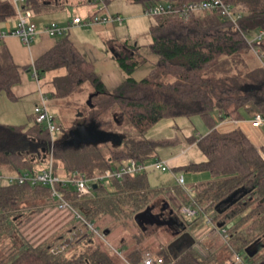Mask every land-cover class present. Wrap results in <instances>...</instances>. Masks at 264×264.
<instances>
[{
    "label": "trees",
    "instance_id": "16d2710c",
    "mask_svg": "<svg viewBox=\"0 0 264 264\" xmlns=\"http://www.w3.org/2000/svg\"><path fill=\"white\" fill-rule=\"evenodd\" d=\"M65 1L25 0L24 6L34 17L61 8ZM90 1L105 5L110 0ZM127 1L144 10L168 4L171 11L151 16L147 51L154 60L149 72L135 78L133 71L146 57L126 55L118 59L124 79L112 89L69 38L70 30L57 35L55 44L25 67H19L0 42V95L14 98L12 88L20 83L22 71L35 69L40 79L65 68V75L53 79V96L84 92L89 84L78 113L86 123L119 135L120 144H68L74 124L56 122L59 133L51 135L33 113L28 124L0 123V173H36L45 168L52 151L54 174L67 177L77 171L91 178L123 161L158 158L155 142L144 133L163 119L198 116L204 131L189 140L206 159L181 169L206 171L211 178L192 184L191 198L178 185H151L149 171L109 178L110 189L103 182L92 183L86 196L60 188L99 231H121L117 247L71 217L69 232L32 242L24 229L47 211H57L56 199L43 184H0V264H142L146 253L162 259L153 264H233L236 253L241 258L243 251L247 264H264V146L257 147L239 127L226 132L216 128L222 120L242 121L246 114L264 117V35L252 45L247 42L264 32V0H225L240 15L238 28L217 9L191 8L204 0ZM15 15L12 1L0 0V28ZM170 188L183 205L199 209L197 216L186 218L180 208L174 210L164 197ZM236 191L233 202L220 204ZM148 207L159 221L137 222L135 215ZM207 215L211 224L204 221ZM220 226L227 227V240L219 234ZM184 232L191 234L193 243L185 240L170 247Z\"/></svg>",
    "mask_w": 264,
    "mask_h": 264
},
{
    "label": "crops",
    "instance_id": "0c3cea01",
    "mask_svg": "<svg viewBox=\"0 0 264 264\" xmlns=\"http://www.w3.org/2000/svg\"><path fill=\"white\" fill-rule=\"evenodd\" d=\"M77 1L78 3H80V5L85 2L84 0H77ZM86 1L88 3H92L90 0H86ZM114 1L116 2L117 0H110L107 3L108 4L107 7H109L108 10L110 14L120 15L119 11L129 12L132 10L131 9L132 6L129 5V3L131 2L125 0L127 2H125L124 4L120 3L119 6L115 8L113 7L115 3ZM77 10H81V9H75L74 11H72V14L69 15L68 19L66 20H61L59 18L58 21L56 20L51 21L50 18L48 17V15H50L51 13L61 11L60 8L53 9L48 13L34 16L36 17L35 23L37 24L38 32L34 36V39L32 40L30 46L23 45L20 39L14 35H9L5 37L1 41V44H3V46L9 51L13 61L19 67L30 66L32 65L34 60H36L43 53L48 51L56 42V36H50L46 34L43 31L44 27L52 22L56 23L59 26L64 27L70 24L71 20L77 16L80 17L82 20H85L82 17V15H80L79 13H73L76 12ZM86 10H88V8H86ZM87 14L89 15L90 13ZM126 17H128L127 19H132L133 14L132 15L128 14L126 15ZM15 20H16L15 18L9 20L11 26L15 25ZM123 24H124V19L122 24H117V25L123 26ZM114 25L115 23L114 24L92 23L88 25L81 23L74 25L71 28L72 31L69 33V38L78 46V48L83 53V55L87 59L93 62L97 74L99 75V77L101 78V80L104 82V84L108 89L114 88L124 79V73L120 69V66L118 64V59L126 55L134 56L135 53L136 54L139 53L140 55L146 57V62L138 66L133 71L132 75L137 79L144 77L149 72L151 68V63L154 60V57L148 53L147 47L144 49H140L138 47L137 42H135L133 45L131 44V40H129L127 37L119 40L117 36L113 34L115 33ZM90 35H93L94 37L92 38L90 37ZM81 37L84 38V41H80ZM65 74H66L65 68H57L46 72L45 75L41 77L39 80H35L32 76V73L29 70L22 71L20 83L12 88V93L14 95V98H9L4 94L0 95V123L16 125V124H26V120L30 122V118L33 115L34 107L36 104L39 103L41 96L45 97L48 110L50 111V113H52L49 105L50 102L49 100L52 101L51 103L54 107L60 106L59 100L53 96L54 93L53 79L55 77L63 76ZM47 96L49 98H47ZM252 115H250L248 119L245 118L242 121H236V120L230 121L227 119L222 120L217 124L216 128L219 131L226 132L234 127H239L251 139V141L255 145L256 142L258 141H254V140H258V136L260 135L259 137L260 141L257 144L261 146L264 142V136L261 131L262 126L254 127L251 124L250 118ZM53 116L55 119L54 114ZM72 120L70 122H72L74 126L76 123H80V122L86 123L80 116V113H78L75 116V118ZM55 122L60 124V122L56 121V119ZM173 123L176 126L180 124L182 125L180 128V132L184 134H189L187 140L190 142L189 139L193 136L192 135L193 131L191 132L187 131L188 125L186 120L174 119ZM201 134L198 133V137L201 136ZM68 136L71 138V140L74 138L70 134ZM174 138L175 140L178 141V143H182L181 139L178 138L177 135H175ZM147 139L152 142H155L156 140V139L154 140V138L153 139L147 138ZM190 143L192 144L194 142H190ZM198 158L199 159L197 161H192L190 159H187L186 162H184L185 165L179 167V169L189 164L198 163L205 160L203 156ZM43 167L41 169H43ZM171 188L165 190L166 195H164V197L166 198L169 204L176 207L177 204L179 203L178 202L179 198L176 197L177 195L175 194V192L173 193L171 191L172 190ZM121 253L124 254L123 251H121ZM236 263L237 262H234L233 264Z\"/></svg>",
    "mask_w": 264,
    "mask_h": 264
},
{
    "label": "rangeland",
    "instance_id": "374dc122",
    "mask_svg": "<svg viewBox=\"0 0 264 264\" xmlns=\"http://www.w3.org/2000/svg\"><path fill=\"white\" fill-rule=\"evenodd\" d=\"M84 1L85 2L80 5L77 0H66L63 6H61L60 8L61 11L51 13L50 15H48V17L51 21H58L59 18L61 20H66L68 19L69 15L72 14V11H74L75 9H81L73 13H79L85 20L90 14L93 13H96L99 16L109 13V7H107L108 4L104 5L101 2L92 4L88 3L86 0ZM125 2L127 1L117 0L114 3L113 7L117 8L120 3L124 4ZM129 5L132 6L131 11H119L121 17L124 19V24L123 26H119L115 23V33L113 34H115V36H117L119 40L127 37L129 40H131V44L134 45V43L137 42L138 47L140 49H144L150 42L149 27L154 22V18L146 16L144 14V8L141 4L129 3ZM99 6L103 8L99 9ZM85 7L88 8V10H86ZM87 13L90 14L88 15ZM128 14H133L132 19H127L128 17H126V15ZM33 20L36 21V17H33ZM71 31L72 30H70L69 33ZM90 37L93 38L94 36L90 35ZM80 39V41H84L83 37H81ZM84 86L86 89L84 92L77 91L68 97L57 98L60 104L59 107H54L51 103L52 101L49 100L50 109L55 115L56 121L60 122L65 127H69L73 124L70 121L74 119L78 112L81 111L82 108L85 106L88 90H90L91 87L89 84H85ZM47 98L49 97L47 96ZM249 117L250 115L246 114L245 118L248 119ZM174 119L186 120L188 125L187 131H193L192 135H194L196 138H198V133H203V124L198 116L163 119L157 124H155L153 127H151L149 130H147L143 135L144 138H154V140L156 139L155 152L159 159L168 161V166L170 168L166 172H162L159 170L149 171L147 173L148 181L151 185L173 187L177 185L175 182L174 175H182L185 180L186 188H189V186L194 183L209 180L211 176L206 171H190L179 169V167L185 165L184 162H186L187 159L197 161L199 159L198 157L203 156L205 159L206 157L195 142L191 144L187 140L189 134H184L180 132V128L182 125L180 124L176 126L173 123ZM28 123L29 121L26 120V124ZM261 131L264 136V124L261 127ZM58 133L59 132H56L57 135ZM175 135H177L178 138L181 139L182 143H178V141L175 140ZM259 137L260 135L258 136V140L254 141L259 142ZM258 142H256V145L260 146L259 144H257ZM262 146H264V142L260 147ZM42 165L43 164H36L38 168ZM103 184L107 189H110V185L107 181H104ZM185 195L188 198H191L190 193L185 192ZM178 202L179 203L177 204V206L174 207V210L176 211L177 207L181 209L183 206L189 205L188 203L183 205V203H181L180 201ZM204 221L206 222V217H204ZM73 223L74 219H71L69 215L49 210L41 216L37 217L34 222L28 225L24 229V234L32 242L37 243L47 236L58 235L63 232H69V229H72ZM100 232L103 234L107 244L116 247L117 245H119L118 237L120 236L121 231H117L116 228H111L108 231ZM240 255L241 260L238 261L236 264H247L249 259L247 257L246 252L243 251L240 253Z\"/></svg>",
    "mask_w": 264,
    "mask_h": 264
},
{
    "label": "built area",
    "instance_id": "2783aa9c",
    "mask_svg": "<svg viewBox=\"0 0 264 264\" xmlns=\"http://www.w3.org/2000/svg\"><path fill=\"white\" fill-rule=\"evenodd\" d=\"M15 8V25L11 26L9 21L4 22V25L0 28V42L9 35H14L18 37L21 43L25 46H30L34 36L38 32L37 24L32 19L31 14L25 8V0H11ZM103 7L99 6V9ZM194 10H209L217 9L220 11L222 17L230 21L235 28H238V20L240 15L236 13L230 4L226 3L225 0H204L200 3L191 7ZM171 11L170 5H157L152 8L144 10L146 16H155L160 14H165ZM123 18L119 15L114 14H105L99 16L94 13L89 16L86 20H82L80 17H74L71 20V23L67 26H59L56 23L52 22L44 27L43 31L50 36H57L63 33L68 32L74 25L77 24H92V23H103V24H122ZM264 35L263 31L258 32L255 37L247 42L252 45L254 41H260ZM254 52L258 53L254 49ZM261 57V56H259ZM33 78L39 80L36 70L32 71ZM33 113L35 115V120L38 123L45 124V127L51 135L55 134L59 128L55 122L54 116L48 110L45 97L41 96L38 104L35 105ZM250 122L254 127H260L264 124V117L260 113H253L250 118ZM170 168L168 166V161L161 160L159 158H153L148 161H137L135 159H130L123 161L118 168L115 169H104L103 172L94 177L88 178L84 173L77 171L72 172L67 177H61L53 172V152L50 151L48 162L45 168L40 169L36 173L24 172L21 174H10V173H0V184H25L29 183L31 185L43 184L49 187L51 190L52 196L56 199V210L59 213H64L69 215L71 218L78 220L84 224L89 232L97 235L99 238L104 240L103 234L89 221L85 220L81 212L68 200L64 197L60 188H69L73 189L80 196H86L91 193V184L96 182H104L109 178H121L125 175H136L146 171L159 170L162 172L168 171ZM175 182L179 187H181L185 192L190 193V189L186 188L185 180L182 175H174ZM181 213L186 218H194L197 216L199 209L196 206L189 204L188 206H183L180 209ZM211 216H206V223L211 224ZM219 234L224 240L228 239V230L225 226H220L218 229ZM107 243V242H106ZM113 249V248H112ZM120 257L122 253L119 250L113 249ZM236 261H240V256L236 253ZM161 263L162 259L160 257L155 258L150 253H146L143 257L142 264H153L154 262Z\"/></svg>",
    "mask_w": 264,
    "mask_h": 264
},
{
    "label": "water",
    "instance_id": "95a60500",
    "mask_svg": "<svg viewBox=\"0 0 264 264\" xmlns=\"http://www.w3.org/2000/svg\"><path fill=\"white\" fill-rule=\"evenodd\" d=\"M68 134L74 138L70 141V144L78 145L80 143H98L110 140L116 144H120L121 137L117 134L102 131L94 123H76L75 126L68 131ZM239 191V190H238ZM232 193L226 199H224L220 204L231 203L236 198L237 192ZM137 222L149 221L157 222L159 219L158 215L152 213V208L148 207L144 211L137 213L135 215ZM185 240H189L193 243L194 239L188 232L182 233L178 238H176L171 244L172 246H177L183 243Z\"/></svg>",
    "mask_w": 264,
    "mask_h": 264
},
{
    "label": "flooded vegetation",
    "instance_id": "af4514ba",
    "mask_svg": "<svg viewBox=\"0 0 264 264\" xmlns=\"http://www.w3.org/2000/svg\"><path fill=\"white\" fill-rule=\"evenodd\" d=\"M70 141H71V138L69 137V138L67 139L68 144H70ZM158 221H159V219H158Z\"/></svg>",
    "mask_w": 264,
    "mask_h": 264
}]
</instances>
